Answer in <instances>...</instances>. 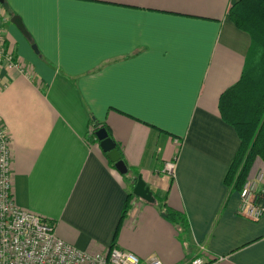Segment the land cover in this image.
Returning <instances> with one entry per match:
<instances>
[{
    "label": "crops",
    "instance_id": "obj_1",
    "mask_svg": "<svg viewBox=\"0 0 264 264\" xmlns=\"http://www.w3.org/2000/svg\"><path fill=\"white\" fill-rule=\"evenodd\" d=\"M3 1L28 33L7 13L23 66L0 68L15 203L62 240L106 252L132 192L114 245L140 260L264 264V213L238 214L239 190L223 181L240 141L217 98L251 59V37L227 13L235 0ZM93 119L109 128L126 174L92 136ZM252 164L248 174L263 166ZM138 176L154 201L133 193ZM163 203L184 214V229Z\"/></svg>",
    "mask_w": 264,
    "mask_h": 264
},
{
    "label": "built area",
    "instance_id": "obj_2",
    "mask_svg": "<svg viewBox=\"0 0 264 264\" xmlns=\"http://www.w3.org/2000/svg\"><path fill=\"white\" fill-rule=\"evenodd\" d=\"M9 16L0 5V68L23 71L17 55L10 49L5 31ZM92 132V128L90 129ZM11 141L0 121V264H164L157 256L144 260L133 252L112 245L106 252H90L62 240L51 221L20 208L13 197ZM176 161L164 163L167 175L174 174ZM264 169L256 167L242 182L237 213L255 220L264 213ZM223 255L218 256L219 259ZM205 256H194L187 264H206Z\"/></svg>",
    "mask_w": 264,
    "mask_h": 264
},
{
    "label": "trees",
    "instance_id": "obj_3",
    "mask_svg": "<svg viewBox=\"0 0 264 264\" xmlns=\"http://www.w3.org/2000/svg\"><path fill=\"white\" fill-rule=\"evenodd\" d=\"M0 5L8 15H15L7 9L4 1ZM227 13L231 21L251 37L249 64L242 69L240 78L224 88L217 98L220 117L235 128L240 141L223 181L230 189L239 190L256 157L260 158L264 169V0H235L228 5ZM102 127L112 138L109 128L94 119L92 136ZM95 139L97 140L96 137ZM119 152L121 154L120 150ZM111 164L113 165L112 162ZM132 195V192L128 194L122 208L111 246L114 245L118 228L129 210ZM262 199L264 202V194ZM159 207L168 221L180 229L186 227V218L181 211H176L165 203L159 204Z\"/></svg>",
    "mask_w": 264,
    "mask_h": 264
},
{
    "label": "water",
    "instance_id": "obj_4",
    "mask_svg": "<svg viewBox=\"0 0 264 264\" xmlns=\"http://www.w3.org/2000/svg\"><path fill=\"white\" fill-rule=\"evenodd\" d=\"M1 2H3V0H0V3ZM10 21L24 36L28 37L27 30L25 29L23 22L18 15L11 16ZM32 48L35 52H37L36 46L34 44L32 45ZM95 137L97 138L101 149L103 152H105L108 160L113 163L114 167L121 174H126L128 172L127 164L125 163L124 159L121 158V154L116 142L108 135L106 129L102 127L96 130ZM133 193L141 198L153 201L150 189L145 186V183L142 181L140 176L137 177V181L133 187Z\"/></svg>",
    "mask_w": 264,
    "mask_h": 264
},
{
    "label": "rangeland",
    "instance_id": "obj_5",
    "mask_svg": "<svg viewBox=\"0 0 264 264\" xmlns=\"http://www.w3.org/2000/svg\"><path fill=\"white\" fill-rule=\"evenodd\" d=\"M198 256H202V255H198ZM223 256H224V255H223ZM224 257H225V256H224ZM217 258H218V256H217ZM218 259H219V258H218ZM209 261H210V260L208 259V262H209ZM208 262H207V263H208Z\"/></svg>",
    "mask_w": 264,
    "mask_h": 264
}]
</instances>
